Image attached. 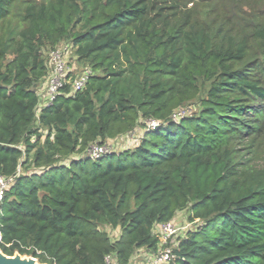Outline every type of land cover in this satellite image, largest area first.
<instances>
[{"label":"trees","instance_id":"trees-1","mask_svg":"<svg viewBox=\"0 0 264 264\" xmlns=\"http://www.w3.org/2000/svg\"><path fill=\"white\" fill-rule=\"evenodd\" d=\"M61 44L92 77L39 108ZM0 176L6 256L130 264L186 212L168 264H264V0H0Z\"/></svg>","mask_w":264,"mask_h":264},{"label":"built area","instance_id":"built-area-1","mask_svg":"<svg viewBox=\"0 0 264 264\" xmlns=\"http://www.w3.org/2000/svg\"><path fill=\"white\" fill-rule=\"evenodd\" d=\"M71 54V46L69 44H61L55 49L49 52V77L45 84L44 96L42 97V102L39 108H48L54 105L56 100L64 95L63 89L66 84H70L71 88L69 90L68 96H73L76 93L82 91L87 85L88 81L92 77V72L89 69L81 70L78 73H74L68 66L69 56ZM72 71L70 79L67 76ZM73 76V77H72ZM155 123L152 122L151 126L156 127ZM110 154L106 150V145L98 146L92 145L86 151L85 156L92 161H96L103 157L104 155ZM19 170L17 171V174ZM15 177H4L0 176V203L2 202L7 190L14 184ZM158 234V249L153 254H145L143 260L140 264H168L174 259L173 250L168 246V242L171 238L178 233V230L172 225V223H167L160 225L157 229ZM1 242V235H0ZM27 251H31V248H27ZM36 256H39L41 252L35 251ZM33 258L32 256H29ZM37 260V258H33ZM104 264H112V258L107 256L105 258Z\"/></svg>","mask_w":264,"mask_h":264},{"label":"rangeland","instance_id":"rangeland-1","mask_svg":"<svg viewBox=\"0 0 264 264\" xmlns=\"http://www.w3.org/2000/svg\"><path fill=\"white\" fill-rule=\"evenodd\" d=\"M68 58L70 59L69 68L73 70L74 73L80 72L81 71L80 68L77 66V64L74 63L75 58L72 55H70ZM72 65H75V66L71 67ZM44 91H45V88L43 92ZM154 123H155L154 124L155 126L158 125V123L156 122ZM139 135H140V132L137 131L132 138H129L128 136L127 137L120 136L116 138L115 140H110L107 142L106 150H108L110 153L123 152L125 150H129L137 144ZM187 218H188V215L186 212H180L176 215V218L171 222L172 225L178 230V233L174 235V237L172 238V241H175L177 238L181 237L187 230H194L199 224L197 221L190 223ZM106 231L110 232V229L106 228ZM116 234H117L116 231L113 232V235H112L113 239L116 238L117 236ZM144 255H141V253L135 254V256L133 257L134 259L130 262V264H140V262L144 258L143 257ZM36 262L40 264L39 260L38 261L36 260Z\"/></svg>","mask_w":264,"mask_h":264},{"label":"water","instance_id":"water-1","mask_svg":"<svg viewBox=\"0 0 264 264\" xmlns=\"http://www.w3.org/2000/svg\"><path fill=\"white\" fill-rule=\"evenodd\" d=\"M0 264H38L36 260L28 256H20L15 253L14 256L9 257L0 251Z\"/></svg>","mask_w":264,"mask_h":264},{"label":"crops","instance_id":"crops-1","mask_svg":"<svg viewBox=\"0 0 264 264\" xmlns=\"http://www.w3.org/2000/svg\"><path fill=\"white\" fill-rule=\"evenodd\" d=\"M44 93V92H43ZM138 253H141V255H144V254H149V253H146L145 250H139ZM134 259V258H133ZM132 259V260H133Z\"/></svg>","mask_w":264,"mask_h":264}]
</instances>
